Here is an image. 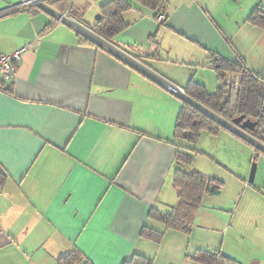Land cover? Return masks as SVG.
<instances>
[{
  "label": "crops",
  "instance_id": "crops-1",
  "mask_svg": "<svg viewBox=\"0 0 264 264\" xmlns=\"http://www.w3.org/2000/svg\"><path fill=\"white\" fill-rule=\"evenodd\" d=\"M11 5L0 0V54L33 49L22 54L12 83L0 80L9 88L0 89V264H59L74 250L92 264H124L134 255L158 264L161 253L171 264L190 261L184 246L193 230H166L150 218L152 210L169 213L178 203L182 144L174 140L183 101L36 6L7 11ZM170 5L161 23L133 6L123 15L129 27L110 42L184 92L191 81L218 89V59L241 58L256 73L245 44L264 39L248 22L264 0H181L172 11ZM75 6L83 21L71 19L93 30L85 9ZM174 42L193 50L179 55ZM238 79L225 75L226 83ZM224 132L245 142L229 131L218 136ZM184 170L210 178L193 165ZM144 227L164 237L144 238Z\"/></svg>",
  "mask_w": 264,
  "mask_h": 264
},
{
  "label": "trees",
  "instance_id": "trees-1",
  "mask_svg": "<svg viewBox=\"0 0 264 264\" xmlns=\"http://www.w3.org/2000/svg\"><path fill=\"white\" fill-rule=\"evenodd\" d=\"M69 2L70 0H51L50 5L62 14L68 13L70 18L83 21V17L75 9L76 6L69 8ZM168 4L169 0H110L100 8L101 17L94 22L93 31L105 40L112 41L129 27L123 15L133 6L145 8L158 18L160 15H166ZM248 22L264 32V9L255 8ZM81 38L85 43L96 46ZM214 68L222 82L217 91L210 93L203 85L191 81L185 88V93L227 121L244 117L245 120L256 122L255 130L248 133L264 144V78L251 71L241 58L237 63L218 59ZM227 72L239 74L240 79L226 83ZM0 89L9 92L4 82H0ZM182 104L175 128L176 140H174V143L182 144L178 146L175 158L177 169L174 174V187L178 191V203L169 213L152 210L150 218L161 223L166 230L190 234L196 213L203 205L204 198L220 196L224 183L216 178H207L197 171L184 170L194 163L191 151L195 152L196 149L189 145L198 144L205 132L218 136L220 132L227 130L192 106L184 102ZM256 152L262 153L258 150ZM3 180L4 177L0 173V181ZM141 236L159 243L164 237V231L144 227ZM188 259L194 264H240L236 259L222 252L208 250H198L188 256ZM58 262L59 264H92L78 250L60 257ZM124 264H152V261L144 256L134 255Z\"/></svg>",
  "mask_w": 264,
  "mask_h": 264
},
{
  "label": "rangeland",
  "instance_id": "rangeland-1",
  "mask_svg": "<svg viewBox=\"0 0 264 264\" xmlns=\"http://www.w3.org/2000/svg\"><path fill=\"white\" fill-rule=\"evenodd\" d=\"M8 1L15 6L22 0ZM101 1L108 0L76 1L78 7L85 9V21L91 24L96 21V17L100 15ZM178 1L181 0H170V8ZM245 45L248 65L257 76L264 78V39L257 40L253 36ZM170 47L182 56L193 50L175 42ZM174 51L171 53L175 54ZM205 74L214 73L207 71ZM214 78L217 77H213V80ZM217 87L216 83H211L208 90L213 92ZM208 136L211 138L209 141L204 139L199 145H189L196 149L191 152L194 156L193 169L196 167L210 178L222 181L224 185L220 196L205 198L204 206L193 226L194 233L184 235L186 255H193L197 249L222 251L240 264H264V154L256 153L250 144L226 132L218 137ZM254 163L257 164L256 176L254 182L249 184ZM154 224L163 226L161 223ZM181 261L179 264H194L187 261L186 256ZM158 264L171 262L161 253Z\"/></svg>",
  "mask_w": 264,
  "mask_h": 264
},
{
  "label": "water",
  "instance_id": "water-1",
  "mask_svg": "<svg viewBox=\"0 0 264 264\" xmlns=\"http://www.w3.org/2000/svg\"><path fill=\"white\" fill-rule=\"evenodd\" d=\"M26 1L32 2L34 6H36L37 8H39L40 10L51 16L52 18L66 25L68 28L73 30L77 35L83 37L84 39L96 45L98 48L108 52L109 54L113 55L115 58L121 60L135 71L139 72L146 78L152 80L157 85L164 88L168 92L172 93L174 96L179 98L184 103L197 109L202 114L206 115L208 118L219 124L222 128L233 133L240 139L244 140L245 142L253 146L256 150L264 154V144L258 141L257 139H255L251 134L248 133V131L255 130V127L257 125L256 122H252L249 119L245 120L244 117H240L233 121H227L226 119L219 116L210 109L206 108L204 105L200 104L196 100L190 98L180 87H178L174 83L170 82L169 80L165 79L158 73L154 72L152 69L147 67L145 64H143L136 58L132 57L124 50L114 45L112 42L107 41L104 38L97 35L91 28H88L87 26L83 25L82 23L74 19L66 17L62 13L55 10L47 3V1L45 0H26ZM100 17L101 16L98 15L96 17V20L98 21ZM256 170H257V164L254 163L252 166V171L249 180V183L251 184L254 182L256 176Z\"/></svg>",
  "mask_w": 264,
  "mask_h": 264
},
{
  "label": "built area",
  "instance_id": "built-area-1",
  "mask_svg": "<svg viewBox=\"0 0 264 264\" xmlns=\"http://www.w3.org/2000/svg\"><path fill=\"white\" fill-rule=\"evenodd\" d=\"M47 1V0H45ZM77 0H70L69 2V8L76 5ZM33 6L32 2L22 0L18 5H11L7 9V11L10 12H16L18 10L27 9L28 7ZM64 16L70 18L68 13L63 14ZM165 20V17L163 15H160L157 18L158 22H163ZM33 49L32 45L25 46L24 48L15 51L11 54H0V80L6 82V83H12L14 81L16 70L18 65L21 62L22 54L25 51Z\"/></svg>",
  "mask_w": 264,
  "mask_h": 264
}]
</instances>
